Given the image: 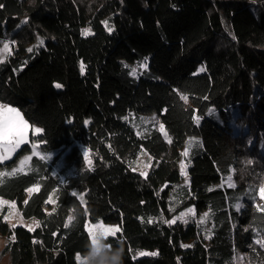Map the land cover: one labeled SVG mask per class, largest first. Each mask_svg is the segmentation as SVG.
I'll use <instances>...</instances> for the list:
<instances>
[{
	"label": "trees",
	"instance_id": "trees-1",
	"mask_svg": "<svg viewBox=\"0 0 264 264\" xmlns=\"http://www.w3.org/2000/svg\"><path fill=\"white\" fill-rule=\"evenodd\" d=\"M0 6L11 47L0 101L55 150L0 176V196L38 222L0 217L8 264H79L91 248L86 223L98 219L121 229L86 264H264V0ZM140 152L152 158L146 175Z\"/></svg>",
	"mask_w": 264,
	"mask_h": 264
},
{
	"label": "rangeland",
	"instance_id": "rangeland-1",
	"mask_svg": "<svg viewBox=\"0 0 264 264\" xmlns=\"http://www.w3.org/2000/svg\"><path fill=\"white\" fill-rule=\"evenodd\" d=\"M4 42H7L9 44V49H11L10 39L8 36L4 37L0 40V48H3ZM8 53H0V57H2V59H4V58H6ZM2 59H0V60H2ZM0 104H9L13 108L18 109V107L13 105L12 103L0 101ZM19 112L23 116V114L20 110H19ZM23 118H24V120H26L24 116H23ZM28 125H29V128H28V133H27V137H26V143L20 145V147H18L15 151L11 152L9 154L7 160H0V164H1L0 176L26 170L30 164V159L33 155H41L43 157H49V156H52L53 154H55L54 149L45 150L41 147V140L38 138V134H34L35 128H37L39 126L30 125L29 122H28ZM151 125L157 127L159 130H162L161 125L159 123H157V124L151 123ZM33 144L37 145V147L35 149L32 148ZM3 151H4L3 148H0V153H2ZM136 160L138 162L137 165H138V170L140 172L146 171L152 163V158L149 157L148 155L144 154L143 152H140L138 154ZM22 161H23V163H22ZM63 165L64 164H63L62 160L58 159L56 168L59 169V168L63 167ZM229 177H230V175L226 176V178H224L222 180V183L226 184V185H232V183H233L232 178H231V180H229ZM31 189L32 190L36 189V186H32ZM258 196H259V191H258ZM0 201H8L9 202V204L0 203V217L9 226L21 225V226H24L26 228H32L34 225H36V222H37L36 219H34V218L27 219V218L22 216V214L20 213V211H19L14 200L0 196ZM13 202L15 204L14 209L10 207V204ZM238 204H240L242 206L239 209H237V207H236V209L238 211V218H239L245 212V208H244L242 203H238ZM189 209H192V208L188 207L183 212L185 214L183 219H185V220L188 219V215L193 213V211L189 212L188 211ZM5 217H10V219L6 220ZM99 225H102L103 227L101 228V227H99ZM86 228L88 229V232H89L90 237H91V248L85 254H76L75 257H76V260L79 264H86L88 262V260L94 254L100 253L106 247H108V243L105 241V238L112 235V234H110L107 230L111 229V230L115 231L116 229H118V231H115V234H116L121 229L120 224L118 222H105L101 219H98L94 222L88 221L86 223ZM94 239L96 241V245H94V243H93ZM4 240H5V237L0 234V250L3 247ZM97 245H98L97 250L95 252H93V248L96 247ZM153 252L154 251H150L147 249H141L137 252V255H142L141 253H143V255H146V254H150ZM242 260H243V258L239 257L235 261V264H244ZM0 264H8L7 258L5 256H3V257L0 256Z\"/></svg>",
	"mask_w": 264,
	"mask_h": 264
},
{
	"label": "snow or ice",
	"instance_id": "snow-or-ice-1",
	"mask_svg": "<svg viewBox=\"0 0 264 264\" xmlns=\"http://www.w3.org/2000/svg\"><path fill=\"white\" fill-rule=\"evenodd\" d=\"M2 7V6H0ZM105 24H107V22H104ZM109 31H111V28H109ZM90 32V29H85L84 33L88 34ZM42 43V41H41ZM28 51H32V49H28ZM10 52L9 49V44L7 42L3 43V48H0V53H8ZM0 59H2V57H0ZM143 67H147V64L145 63L144 65H142ZM125 67H127V65H125ZM84 70V66L83 63H81V72H83ZM201 71H203V69H201ZM133 74H134V70H133ZM57 88L62 87V85L60 84H56ZM184 99H187L186 97ZM196 122L198 123L199 120L198 118H195ZM87 123V122H86ZM28 122L26 120H24L23 116L20 114L19 110L16 108H13L11 105L9 104H0V148H3V152L0 153V160H7L8 156L11 152L15 151L18 147H20V145L26 143V137H27V133H28ZM161 128H163V125H161ZM42 132V129H40L39 127L35 128V133L34 134H39ZM194 139H190L189 140V148L191 147L192 143H194ZM37 147L36 144L32 145V148L35 149ZM84 157L85 159L88 158V152L85 151L84 152ZM183 155L187 156L188 155V148L185 149V152L183 153ZM23 163V161H22ZM89 165H91V161H88ZM248 163H251V161H249ZM185 168V165H183V163L181 164V170L183 171ZM135 170V169H133ZM142 175H146L145 172L141 173ZM229 180H231V177H229ZM29 192L32 191V189H28ZM259 196L261 198H264V183L261 184V186L259 187ZM51 199V198H49ZM81 199H83V197L81 196ZM0 203L3 204H9L8 201H0ZM11 208H15V204L14 202L10 204ZM237 209L241 208L242 206L240 204L236 205ZM189 212H192V209L188 210ZM261 211H264V209H261ZM184 213H181V216L179 218H183L184 217ZM207 215V214H205ZM5 219H10V217H5ZM69 222L73 219L71 216L68 218ZM151 222V221H150ZM174 222V221H173ZM38 223V222H37ZM171 223V222H170ZM67 227V225H65ZM14 227V226H13ZM99 227H103L102 225H99ZM110 234L115 235V231H118V229L114 230H107ZM14 239V237H13ZM94 245H96V241L95 239L93 240ZM257 244H260L262 246H264V240H256ZM98 248V245L96 247L93 248V252H95ZM143 255V253H141Z\"/></svg>",
	"mask_w": 264,
	"mask_h": 264
}]
</instances>
